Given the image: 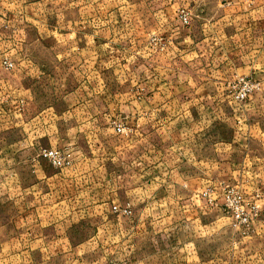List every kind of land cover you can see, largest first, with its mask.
<instances>
[{"label": "rangeland", "instance_id": "obj_1", "mask_svg": "<svg viewBox=\"0 0 264 264\" xmlns=\"http://www.w3.org/2000/svg\"><path fill=\"white\" fill-rule=\"evenodd\" d=\"M167 1L0 0V264H264V0Z\"/></svg>", "mask_w": 264, "mask_h": 264}, {"label": "crops", "instance_id": "obj_2", "mask_svg": "<svg viewBox=\"0 0 264 264\" xmlns=\"http://www.w3.org/2000/svg\"><path fill=\"white\" fill-rule=\"evenodd\" d=\"M129 2H126L128 5H131V6H141L142 3L143 5H146V1L148 0H128ZM169 3L168 4H171V6H173L172 2H175L176 0H168ZM167 1V2H168ZM261 0H226L225 2H227L226 6H229V10L231 13H229V15H226L224 17L225 20H230V22L234 23L236 21L240 22V23H250L251 21H258V17L254 19H252V16L250 18V13H247V10L245 9V7H252V6H255L257 5V7L259 6V2ZM198 1L196 0L195 1V4L197 3ZM201 2V1H200ZM148 5V4H147ZM150 5V3H149ZM217 5V4H216ZM263 8V7H262ZM259 10L261 9H258L257 12H259ZM219 20H216V22H218ZM222 21V20H220ZM40 38H42L40 36ZM76 115V114H75ZM94 116V115H93ZM93 116H89V118H92ZM80 118L83 119L84 121V112H81L80 113ZM84 127V125L82 126V128ZM83 135H84V132H83ZM82 135V136H83ZM77 140L78 138H75L74 136L69 140V143L70 145H75L77 144ZM82 143L84 144V138H82ZM195 148V142L192 141V149Z\"/></svg>", "mask_w": 264, "mask_h": 264}, {"label": "built area", "instance_id": "obj_3", "mask_svg": "<svg viewBox=\"0 0 264 264\" xmlns=\"http://www.w3.org/2000/svg\"><path fill=\"white\" fill-rule=\"evenodd\" d=\"M182 21H184L185 23L187 22L186 16H182ZM243 85H244L243 87H245L246 84H243ZM116 130L119 132L120 128H117ZM44 157L47 158L49 161H51L53 164H56V165L61 164L60 156L56 151L46 152L44 154Z\"/></svg>", "mask_w": 264, "mask_h": 264}]
</instances>
